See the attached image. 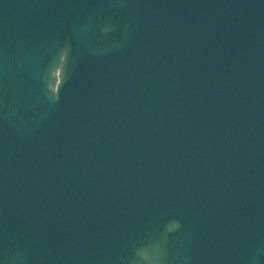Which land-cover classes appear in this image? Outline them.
<instances>
[{
	"label": "water",
	"instance_id": "95a60500",
	"mask_svg": "<svg viewBox=\"0 0 264 264\" xmlns=\"http://www.w3.org/2000/svg\"><path fill=\"white\" fill-rule=\"evenodd\" d=\"M0 264H264V0H0Z\"/></svg>",
	"mask_w": 264,
	"mask_h": 264
}]
</instances>
